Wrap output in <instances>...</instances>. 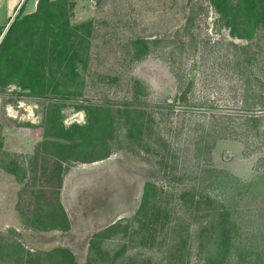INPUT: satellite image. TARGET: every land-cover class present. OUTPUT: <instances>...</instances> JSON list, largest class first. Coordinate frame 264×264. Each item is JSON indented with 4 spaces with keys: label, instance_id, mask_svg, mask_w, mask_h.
Returning a JSON list of instances; mask_svg holds the SVG:
<instances>
[{
    "label": "rangeland",
    "instance_id": "374dc122",
    "mask_svg": "<svg viewBox=\"0 0 264 264\" xmlns=\"http://www.w3.org/2000/svg\"><path fill=\"white\" fill-rule=\"evenodd\" d=\"M215 1L49 0L42 21L31 0L8 26L0 264H264V13L238 37Z\"/></svg>",
    "mask_w": 264,
    "mask_h": 264
},
{
    "label": "trees",
    "instance_id": "16d2710c",
    "mask_svg": "<svg viewBox=\"0 0 264 264\" xmlns=\"http://www.w3.org/2000/svg\"><path fill=\"white\" fill-rule=\"evenodd\" d=\"M46 1H49V0H42V21L44 19H46L47 21H52V20H54V18H56L60 14H64L66 12V10H64L62 8V6H61V9H59V10H57L56 8H54L53 10H47V6H49L51 4L54 5L55 3L54 2H46ZM215 3H216L215 5L218 8V10L221 11V13L224 14V16L226 18H229L228 24L230 25V27L233 31V34L238 36V37L247 38V37H249V35H245V34H242L240 32L236 33L237 27H241L242 25H244V26L246 25L245 21H243V20H239L236 23L235 22L236 17L241 16L243 14H251L250 16L256 15V14H254V11L258 12V13H264V0H238L237 2H235L234 0H216ZM45 7H46V9H45ZM244 11H246V13H244ZM18 17L12 23L10 30L16 24ZM232 17L235 18V21H233L231 19ZM67 24H68V21H67ZM239 24H241V26H239ZM245 27H248V26H245ZM141 42L143 43V45L141 44ZM140 44L143 47V50H142V53L138 54L139 55L138 58H142L145 55V53L147 52V48H148V45L146 44L145 41L140 40ZM149 185L151 186L152 184L148 183V186ZM226 213H225L226 215L223 216V219H221V227H223V232H224V234H223L224 238H222L223 239L222 244L226 248V253L228 254L230 251L232 252V249H233V244H232L233 238L231 236V231L235 229V225L232 224V222H230V220H228V218L230 217V212L227 211ZM94 247H95V242L93 241L92 242V248H94ZM20 248H22V247H20ZM17 250H19V249H17ZM60 250H61V252L64 253L65 258L67 259L68 263L76 264L74 256L69 249L61 248ZM238 251L243 256L244 254H246L247 249L245 247H241V248H238ZM18 253H19V251H18ZM19 254L21 255V251ZM41 254H51V252L44 251ZM202 264H228V263L226 262V257H223V255L221 254V255H218L217 257L212 256V257L208 258Z\"/></svg>",
    "mask_w": 264,
    "mask_h": 264
},
{
    "label": "crops",
    "instance_id": "0c3cea01",
    "mask_svg": "<svg viewBox=\"0 0 264 264\" xmlns=\"http://www.w3.org/2000/svg\"><path fill=\"white\" fill-rule=\"evenodd\" d=\"M30 1L31 0H0V45L8 26L15 21L25 8L29 14L34 12V3Z\"/></svg>",
    "mask_w": 264,
    "mask_h": 264
}]
</instances>
